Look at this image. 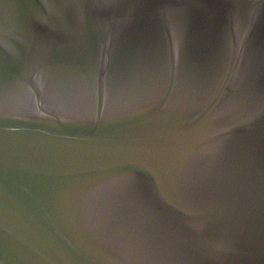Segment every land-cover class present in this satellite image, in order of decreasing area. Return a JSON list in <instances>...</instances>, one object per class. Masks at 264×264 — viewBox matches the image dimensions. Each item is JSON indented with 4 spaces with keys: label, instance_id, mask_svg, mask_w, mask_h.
<instances>
[{
    "label": "water",
    "instance_id": "water-1",
    "mask_svg": "<svg viewBox=\"0 0 264 264\" xmlns=\"http://www.w3.org/2000/svg\"><path fill=\"white\" fill-rule=\"evenodd\" d=\"M0 264H264V0H0Z\"/></svg>",
    "mask_w": 264,
    "mask_h": 264
}]
</instances>
